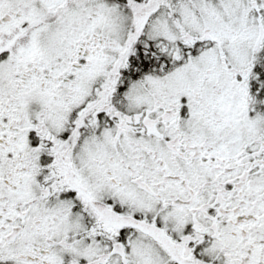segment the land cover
<instances>
[{
    "label": "snow or ice",
    "instance_id": "snow-or-ice-1",
    "mask_svg": "<svg viewBox=\"0 0 264 264\" xmlns=\"http://www.w3.org/2000/svg\"><path fill=\"white\" fill-rule=\"evenodd\" d=\"M0 264H264V0H0Z\"/></svg>",
    "mask_w": 264,
    "mask_h": 264
}]
</instances>
